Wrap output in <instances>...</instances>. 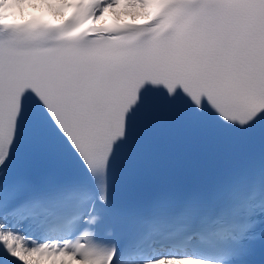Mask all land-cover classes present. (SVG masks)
I'll return each instance as SVG.
<instances>
[{
	"label": "bare ground",
	"instance_id": "obj_1",
	"mask_svg": "<svg viewBox=\"0 0 264 264\" xmlns=\"http://www.w3.org/2000/svg\"><path fill=\"white\" fill-rule=\"evenodd\" d=\"M23 0H3L0 3L1 7H5L6 5L13 6L14 9L19 7L20 3ZM37 0H31L27 2L28 4L33 3L36 4ZM40 4L43 5L44 2L39 0ZM2 5V6H1ZM45 6L52 7L54 10V6L45 3ZM111 8L117 10V12L121 15H125L126 13L132 10V13H135L138 9L137 6L133 4L121 6L118 4H110ZM11 9V8H10ZM0 237L5 239L4 244L2 245L5 253L13 256L14 258H18L26 261L28 264H40L41 260L46 261L49 264H91L88 260L82 257H76L66 251L60 241L57 238L55 239H47L42 240L40 242H30L25 233H23L19 228L14 226H2L0 222ZM9 237H12V241H9ZM60 245V247H58ZM182 258H187L189 256L183 255ZM146 260H130L127 263L123 264H144Z\"/></svg>",
	"mask_w": 264,
	"mask_h": 264
},
{
	"label": "rangeland",
	"instance_id": "obj_2",
	"mask_svg": "<svg viewBox=\"0 0 264 264\" xmlns=\"http://www.w3.org/2000/svg\"><path fill=\"white\" fill-rule=\"evenodd\" d=\"M34 1H35V0H34ZM40 264H49V263H47V262L44 261V260H41Z\"/></svg>",
	"mask_w": 264,
	"mask_h": 264
}]
</instances>
